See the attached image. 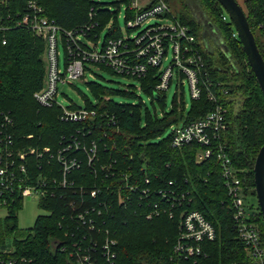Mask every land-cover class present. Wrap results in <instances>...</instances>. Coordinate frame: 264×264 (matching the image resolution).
Segmentation results:
<instances>
[{
	"label": "trees",
	"instance_id": "1",
	"mask_svg": "<svg viewBox=\"0 0 264 264\" xmlns=\"http://www.w3.org/2000/svg\"><path fill=\"white\" fill-rule=\"evenodd\" d=\"M163 1L170 9V16L194 37V47L204 61L207 78L227 91L226 96L216 92L221 95L228 122L220 142L241 172L245 197L250 198L246 205L251 221L258 227L264 250V218L257 201L251 202L256 199L253 167L264 144V96L234 27L216 0ZM37 2L46 17L64 28L86 23L92 9L97 27L91 37L99 36L108 23L112 26L104 40L122 35L115 13L104 4L91 0ZM111 5L118 7L119 2L113 0ZM241 8L264 61V0H243ZM6 13L0 7V114L10 115L11 133L20 138L24 151L34 148L41 152L48 148L55 155L76 141L87 150L94 144L95 157L89 163L85 153L69 149L66 154H75L80 165L68 174L65 185L59 183L61 169L55 158L32 157L27 175L39 184L48 181L43 186L48 195L38 202L44 214L36 218L31 229L20 230L16 214L22 202L10 206L6 218L0 220V248L12 247L14 256L26 260L21 264H169L178 236L179 211L189 210L199 212L216 234L213 242L203 245L205 255L197 264H253L238 237L215 156L200 162L196 159L197 145L172 148L170 134L153 142L172 125L189 123L211 110L206 91L199 100H191L186 114L184 104L181 100L178 104L175 97L169 113L158 116L154 110L153 115L146 114L145 123L141 124L140 105L114 101L115 96L133 98V86L110 89L99 82H90L87 85L96 103L86 102L85 108L93 109L95 117L85 122H65L58 106L43 108L33 99V94L43 85L45 74L43 42L26 30L9 28ZM101 70L136 80L152 102H157L161 109L164 107L165 96L158 97L155 91L159 82L157 68H148L142 77L118 75L102 66ZM118 173L129 174V183L138 185L125 204L117 202ZM170 181L174 186L168 187ZM142 188L149 191V196L143 197L149 199L146 203L144 199L139 201ZM159 189L175 190L191 202L171 209L166 198L155 194ZM155 203L160 206L157 216L151 213ZM170 209L175 214L173 218L169 217ZM147 214H151L150 219L146 218ZM105 231L116 242L115 258L109 263L102 256ZM8 239L11 244H7ZM84 256L87 263L82 260Z\"/></svg>",
	"mask_w": 264,
	"mask_h": 264
},
{
	"label": "built area",
	"instance_id": "2",
	"mask_svg": "<svg viewBox=\"0 0 264 264\" xmlns=\"http://www.w3.org/2000/svg\"><path fill=\"white\" fill-rule=\"evenodd\" d=\"M125 7L127 32L139 30L134 36L121 35L103 40L99 45V36H90L97 27L96 15L92 9L87 15V22L74 28H64L55 20L45 16L37 0H0V7L7 10V20L11 29H23L44 44L42 61L45 74L42 87L33 94L35 102L43 108L58 106L61 119L65 122L78 123L92 120L95 111L87 108L70 109L63 107L57 100L60 95L58 87L79 81L85 73L94 76V72L105 67L115 74L132 77H142L148 68H157L159 82L155 87L156 95L164 96L173 79H186L189 84L191 100H199L206 91V98L212 104V109L203 116L186 124L170 127V145L172 148H182L197 145L198 161H205L213 156L219 164L220 176L227 193V203L232 211V219L237 229L238 237L243 242L247 255L253 264H264V250L260 246V235L256 224L251 221V212L246 205L244 180L229 156L225 145L220 142V136L228 128L227 110L220 102V96H226L227 91L220 84H213L207 78L204 61L194 47L195 39L188 29L170 16V9L163 0H116ZM140 1L142 5H140ZM15 15V16H13ZM153 19L169 20L170 24H150ZM225 20V17H223ZM146 25V26H145ZM110 29V28H109ZM85 39V40H84ZM59 44L63 50V67L59 64ZM3 45L5 42L3 41ZM171 59L167 66L168 54ZM220 93L219 94H216ZM180 100L177 103L180 104ZM12 119L8 113L0 114V207L9 209L16 202L32 195L38 201L48 195L43 189L47 182L32 181L27 175V165L32 157L49 156L55 158L61 169V185L66 184V177L78 168L80 161L75 154L67 155L70 150L82 152L88 156L89 163L95 157V145L86 149L80 142H70L55 155L48 148L41 152L30 148L22 150L20 138L11 133ZM28 139L31 136H27ZM115 175V173H114ZM116 180L117 202L125 204L132 193L138 190V185L130 184V175L118 173ZM55 183V181H53ZM149 181L146 179L145 184ZM40 186V187H39ZM174 186L170 181L168 187ZM158 198L167 199L170 208H181L182 204L191 200L175 190L159 189L155 192ZM94 195V193H92ZM149 196L147 188L140 190V203ZM144 197V198H143ZM144 199V200H142ZM150 204H148V207ZM159 203L153 204L151 213L159 215ZM170 209L169 217L175 214ZM178 236L172 248L169 264H197L205 254L203 245L216 239L212 225L197 211H179ZM83 221V216L79 217ZM147 219L151 214L146 215ZM105 231L102 245V256L109 263L115 258L113 246L115 240ZM12 247L0 248V264L25 263L24 258L14 256ZM82 260L87 263V257ZM112 264V263H111Z\"/></svg>",
	"mask_w": 264,
	"mask_h": 264
},
{
	"label": "rangeland",
	"instance_id": "3",
	"mask_svg": "<svg viewBox=\"0 0 264 264\" xmlns=\"http://www.w3.org/2000/svg\"><path fill=\"white\" fill-rule=\"evenodd\" d=\"M93 2L104 4L105 7L111 12L115 13L117 26L120 29V32L123 36H134L139 32V29L127 32L126 29V20H125V7L120 4L118 7H114L111 5L113 0H91ZM142 1V0H141ZM140 1V5L142 2ZM243 0H238V4L242 6ZM228 18V17H227ZM159 21L164 22V24H170L169 20H161V19H153L151 21V25L154 23H158ZM112 26V23H108L106 27L100 32L98 44L100 45L105 35L107 34L108 29ZM146 26V25H145ZM85 40V39H84ZM171 59V52L168 54L167 61H164L163 65L167 66ZM59 64L60 68L63 67V50L61 45L59 44ZM94 76L89 73H85L84 78L79 81H73L70 84L61 85L58 87L60 95L57 100L63 107H68L69 103L78 108H84L85 103H91L92 105L96 103V98L90 92L87 83L90 82H99L103 86L110 89H119L123 86H133L135 91L133 98H124L115 96L114 101L120 104H129V105H140V113H141V124L145 123L146 114L150 115L154 114V110L156 114L159 116L161 113H169L173 107V100L175 97L178 100H181L184 104L185 114L189 111L191 105V96L189 84L186 79H181L176 81L173 79L169 89L164 93L165 101L164 107L161 109L157 102H152L150 97L141 90L139 82L136 80H130L125 77H120L117 75H111L105 71L94 72ZM100 78V79H99ZM171 129L168 128L165 132L157 139L153 140V142H159L160 140L165 139L170 134ZM246 200L250 198L247 197ZM38 198L37 196L25 197L22 202L21 209L16 214L17 227L20 230H28L31 229L35 223L36 218L39 215L44 214V212L38 207ZM252 203H256V199L251 200ZM7 216V210L5 208L0 207V220H3ZM7 244H11V240H7Z\"/></svg>",
	"mask_w": 264,
	"mask_h": 264
},
{
	"label": "water",
	"instance_id": "4",
	"mask_svg": "<svg viewBox=\"0 0 264 264\" xmlns=\"http://www.w3.org/2000/svg\"><path fill=\"white\" fill-rule=\"evenodd\" d=\"M233 25L245 53L248 65L264 96V61L260 55L246 16L236 0H216ZM254 190L260 213L264 218V144L260 148L253 167Z\"/></svg>",
	"mask_w": 264,
	"mask_h": 264
},
{
	"label": "crops",
	"instance_id": "5",
	"mask_svg": "<svg viewBox=\"0 0 264 264\" xmlns=\"http://www.w3.org/2000/svg\"><path fill=\"white\" fill-rule=\"evenodd\" d=\"M238 1V0H237ZM240 5V4H239ZM241 6V5H240ZM100 71H102V70H100Z\"/></svg>",
	"mask_w": 264,
	"mask_h": 264
}]
</instances>
